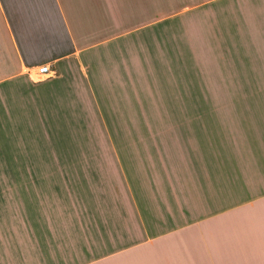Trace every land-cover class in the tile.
I'll return each mask as SVG.
<instances>
[{
    "label": "crops",
    "instance_id": "1",
    "mask_svg": "<svg viewBox=\"0 0 264 264\" xmlns=\"http://www.w3.org/2000/svg\"><path fill=\"white\" fill-rule=\"evenodd\" d=\"M0 167V264H264V0H0Z\"/></svg>",
    "mask_w": 264,
    "mask_h": 264
},
{
    "label": "rangeland",
    "instance_id": "2",
    "mask_svg": "<svg viewBox=\"0 0 264 264\" xmlns=\"http://www.w3.org/2000/svg\"><path fill=\"white\" fill-rule=\"evenodd\" d=\"M58 167H0V196H9L10 191L13 190L12 195H24L25 188H13L11 189L8 186V181L10 179L17 181L18 183L24 184L29 183L32 188L29 187L28 190L32 192L41 193V191L52 192L54 188L50 187L51 182L56 181L58 172ZM56 174H55V173ZM35 184H39L38 186H34ZM44 184V187H42Z\"/></svg>",
    "mask_w": 264,
    "mask_h": 264
},
{
    "label": "built area",
    "instance_id": "3",
    "mask_svg": "<svg viewBox=\"0 0 264 264\" xmlns=\"http://www.w3.org/2000/svg\"><path fill=\"white\" fill-rule=\"evenodd\" d=\"M34 73L32 74L34 80L36 81H41L44 79H48L50 77V75L48 74V69L46 66H41L36 68L34 71Z\"/></svg>",
    "mask_w": 264,
    "mask_h": 264
}]
</instances>
